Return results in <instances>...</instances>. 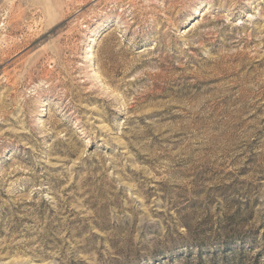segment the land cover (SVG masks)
<instances>
[{
	"label": "rangeland",
	"instance_id": "1",
	"mask_svg": "<svg viewBox=\"0 0 264 264\" xmlns=\"http://www.w3.org/2000/svg\"><path fill=\"white\" fill-rule=\"evenodd\" d=\"M0 264H264V0H0Z\"/></svg>",
	"mask_w": 264,
	"mask_h": 264
}]
</instances>
